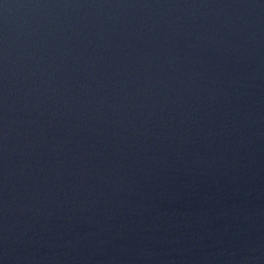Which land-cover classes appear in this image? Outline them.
<instances>
[{
    "label": "water",
    "instance_id": "95a60500",
    "mask_svg": "<svg viewBox=\"0 0 264 264\" xmlns=\"http://www.w3.org/2000/svg\"><path fill=\"white\" fill-rule=\"evenodd\" d=\"M0 264H264V0H0Z\"/></svg>",
    "mask_w": 264,
    "mask_h": 264
}]
</instances>
